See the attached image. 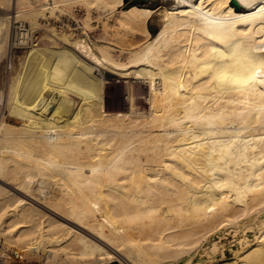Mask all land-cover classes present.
I'll return each instance as SVG.
<instances>
[{
  "label": "bare ground",
  "instance_id": "1",
  "mask_svg": "<svg viewBox=\"0 0 264 264\" xmlns=\"http://www.w3.org/2000/svg\"><path fill=\"white\" fill-rule=\"evenodd\" d=\"M153 1L0 0V62L14 21L65 44L35 48L0 92V235L72 264H193L232 228L235 256L205 264H264V0H172L161 19ZM76 7L110 38L41 23ZM97 68L148 82L150 116L108 112ZM72 93L74 115L53 117Z\"/></svg>",
  "mask_w": 264,
  "mask_h": 264
},
{
  "label": "rangeland",
  "instance_id": "2",
  "mask_svg": "<svg viewBox=\"0 0 264 264\" xmlns=\"http://www.w3.org/2000/svg\"><path fill=\"white\" fill-rule=\"evenodd\" d=\"M171 4H173L172 0H167L166 2H164V0H157V1H153L152 3H150L149 6L154 8L155 10L157 9L156 10L158 12L157 19L159 18L161 19V16L159 15V11L160 12L164 11L165 6L169 7L171 6ZM95 11L96 10L92 11L93 20L91 21L92 22L91 27H90V29L92 28L91 30L87 28L86 26V19L88 18V13L84 8H81V7H76L75 9L73 8L68 13L67 11L65 13L58 12V14L60 13L58 17H51V19H49L48 21L46 19L45 20L42 19L43 21L41 20V23L43 26H46L47 24H51L52 27L54 26L58 28L59 30L60 28H63L62 30L66 32H74V34H78V35L83 34L89 42L91 41L90 42L91 45L94 46L95 43L101 44L100 41L102 40L105 41L106 39L110 38L107 36V33L104 31L105 28L103 26V22L106 21V18L103 16H100L99 12L97 11L95 12ZM8 13L10 14V16L12 15L11 9H8ZM99 17L101 18L99 19ZM83 19L85 20V22ZM19 22H22V21H14L13 33H12V43H11L10 48L8 47L10 50L7 49L8 53L6 52L5 58L2 60V62H0V92L3 94L2 95L3 99L5 98V96L7 95L9 91V85L12 82H16V80H19L22 76L25 75L27 60L31 52L35 48L51 47L54 41H56V44L58 43L57 45H62V44L65 45L64 41L61 38H59V35H56L53 32L52 34L49 29L48 31L46 30L47 28L44 29L43 27L41 28L38 27L37 29L31 28L30 24L24 21L22 23L26 24L27 28L30 27L31 30L33 31L34 40L37 42V44L36 43H34V45L32 44V47H30L31 45L23 46L19 43V36H18L19 30L17 29V27L19 26ZM110 24L115 25V21L112 20ZM148 26H149V29L151 30L152 36H154L156 32L159 30V25H157L156 23H153L152 19L149 20ZM86 32L87 34H85ZM113 47H115L117 50L119 49L117 48L115 44ZM119 54L120 53L115 52L116 56H118ZM126 57L127 55L124 54V56H122L121 59L125 61ZM95 72L99 77L103 78L104 80V87L100 95L102 98L104 97L103 99H104L105 106L108 112L115 113V112H129L130 111L132 112L131 114L134 118L136 116H142V117L150 116L152 107H151V95L149 92L148 82H146L144 79H140L136 77L123 78L112 72L99 69V68H97ZM47 78L51 82L56 81L54 77L48 76ZM72 94H73L72 95L73 99L70 102L66 103L68 108L60 104V108L58 109L57 107L58 114L54 115L53 117L59 118L63 121L65 119L64 115L69 116V117L72 116V114L74 115V112L76 111L77 108H79L80 104L82 103V100L80 98V95L76 93H72ZM71 105L73 107L69 111V107ZM9 113H10L9 110L4 108V110L2 111L3 115H1V118L3 117L2 120H5V122L11 125H17L16 123H18V120H16L14 116H11ZM36 192L38 193L39 191H36ZM227 231L228 232L230 231V233H228ZM254 234H255L254 230L248 231L249 237H252V235ZM222 235H224L225 237ZM241 235H242L241 232H239L236 235L235 232H233L232 228H229L225 232H222V234L220 232L219 234H217V236L214 235L213 236L214 239H216V241L220 240L219 241L220 244L224 245V247L220 251L216 252L215 254L213 252L209 253L210 251L209 250L207 251V249L210 246V244L208 242H203V244L196 250V253L194 252L195 254L194 253H193L194 255L192 254V257H191L192 263L194 262L193 264H199V263L205 264L206 262L209 263L214 260H222L224 257H225L224 259H230V258L232 259L235 256V253L233 252L238 250V248L240 247L239 239ZM4 245H5V248H4ZM8 246H10L9 249H8ZM35 248L31 252H25V251L22 252L23 249H20L19 247L17 248V246L7 245L5 242V238H3L0 235V264H72L71 262L69 263L68 261H66L63 257H58L57 259H55V257L50 258L49 257L50 255H48L46 251L42 250V245L38 246L37 249ZM15 252H21L20 253L21 256L15 255L16 254ZM220 252H224L225 256L223 255V253H220ZM214 256L215 258L213 259L212 257ZM52 258L55 260H52ZM186 258L188 257L184 256L183 259L182 258L181 260L178 259L177 260L178 262L176 260L174 261L171 260V261L166 262L165 264H185ZM119 260L120 259H117L113 261L112 263H104V264H121L120 263L121 260L120 261ZM46 261H48V263H46Z\"/></svg>",
  "mask_w": 264,
  "mask_h": 264
},
{
  "label": "built area",
  "instance_id": "3",
  "mask_svg": "<svg viewBox=\"0 0 264 264\" xmlns=\"http://www.w3.org/2000/svg\"><path fill=\"white\" fill-rule=\"evenodd\" d=\"M16 23H18V22H16ZM17 29L19 30L18 36H19V43L21 45H23V46H30V45H32L34 43V41H35L34 40V35L31 32H29L27 34V36L25 37L24 43L21 42V38H22V35H23L22 34V30L23 29H27V32L29 31L28 28H27V26H26V24H24L22 22H19V26L17 27Z\"/></svg>",
  "mask_w": 264,
  "mask_h": 264
},
{
  "label": "water",
  "instance_id": "4",
  "mask_svg": "<svg viewBox=\"0 0 264 264\" xmlns=\"http://www.w3.org/2000/svg\"><path fill=\"white\" fill-rule=\"evenodd\" d=\"M127 1V0H126Z\"/></svg>",
  "mask_w": 264,
  "mask_h": 264
}]
</instances>
